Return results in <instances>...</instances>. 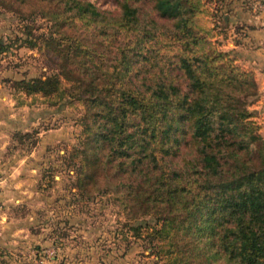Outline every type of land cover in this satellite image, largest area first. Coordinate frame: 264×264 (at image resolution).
Masks as SVG:
<instances>
[{
  "label": "trees",
  "instance_id": "16d2710c",
  "mask_svg": "<svg viewBox=\"0 0 264 264\" xmlns=\"http://www.w3.org/2000/svg\"><path fill=\"white\" fill-rule=\"evenodd\" d=\"M7 1L50 22L46 51L61 60L26 88L69 83L84 107L82 174L153 218L167 264H264L256 83L217 46L211 0Z\"/></svg>",
  "mask_w": 264,
  "mask_h": 264
},
{
  "label": "rangeland",
  "instance_id": "374dc122",
  "mask_svg": "<svg viewBox=\"0 0 264 264\" xmlns=\"http://www.w3.org/2000/svg\"><path fill=\"white\" fill-rule=\"evenodd\" d=\"M210 5L217 46L254 78L264 62L252 35L264 23V0ZM19 8L0 0V264H167L148 234L153 218L128 214L100 172L82 174L90 169L79 150L84 107L69 83L61 79L45 93L26 88L24 81L51 74L61 60L46 51L50 22ZM254 80L247 108L264 139V76Z\"/></svg>",
  "mask_w": 264,
  "mask_h": 264
},
{
  "label": "crops",
  "instance_id": "0c3cea01",
  "mask_svg": "<svg viewBox=\"0 0 264 264\" xmlns=\"http://www.w3.org/2000/svg\"><path fill=\"white\" fill-rule=\"evenodd\" d=\"M264 23L261 22V25H256L257 28L255 30V32L252 34L254 36V42L257 45L256 49H261V56L262 58L264 57ZM255 46V45H254ZM261 67L259 69H257L254 73V78L257 80V76L259 75H263L264 76V62H261ZM257 82V81H256ZM262 87V86H261ZM260 85L258 86V90L261 88ZM261 90V89H260ZM262 93L264 94V87L262 89ZM262 108L264 110V99L262 100Z\"/></svg>",
  "mask_w": 264,
  "mask_h": 264
}]
</instances>
